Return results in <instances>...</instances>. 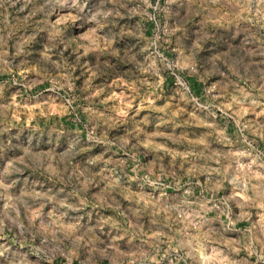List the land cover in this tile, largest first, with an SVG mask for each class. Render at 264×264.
I'll return each mask as SVG.
<instances>
[{
	"label": "rangeland",
	"instance_id": "1",
	"mask_svg": "<svg viewBox=\"0 0 264 264\" xmlns=\"http://www.w3.org/2000/svg\"><path fill=\"white\" fill-rule=\"evenodd\" d=\"M0 264H264V0H0Z\"/></svg>",
	"mask_w": 264,
	"mask_h": 264
}]
</instances>
